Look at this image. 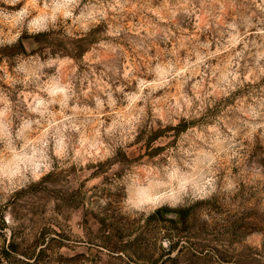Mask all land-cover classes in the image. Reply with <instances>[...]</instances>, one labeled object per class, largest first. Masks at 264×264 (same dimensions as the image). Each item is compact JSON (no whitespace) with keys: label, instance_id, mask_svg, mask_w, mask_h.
I'll return each instance as SVG.
<instances>
[{"label":"rangeland","instance_id":"1","mask_svg":"<svg viewBox=\"0 0 264 264\" xmlns=\"http://www.w3.org/2000/svg\"><path fill=\"white\" fill-rule=\"evenodd\" d=\"M0 264H264V0H0Z\"/></svg>","mask_w":264,"mask_h":264},{"label":"trees","instance_id":"2","mask_svg":"<svg viewBox=\"0 0 264 264\" xmlns=\"http://www.w3.org/2000/svg\"><path fill=\"white\" fill-rule=\"evenodd\" d=\"M86 41V39H81V42H82V46H83V43ZM83 49V48H82ZM84 50H85V48H84ZM83 50V51H84Z\"/></svg>","mask_w":264,"mask_h":264}]
</instances>
